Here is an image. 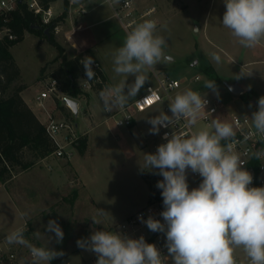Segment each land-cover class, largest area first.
Returning <instances> with one entry per match:
<instances>
[{
  "label": "clouds",
  "instance_id": "9594fccd",
  "mask_svg": "<svg viewBox=\"0 0 264 264\" xmlns=\"http://www.w3.org/2000/svg\"><path fill=\"white\" fill-rule=\"evenodd\" d=\"M222 25L238 38L246 48L256 47L264 40V0H224ZM157 21L145 20L127 33L123 45L113 54V71L122 79L99 93L105 112L123 108L135 98L148 80L147 72L158 63H170L165 55L166 40L156 35ZM212 60L220 63L217 53ZM81 63L88 81L96 77L91 56ZM193 60L190 66H196ZM134 77L128 83V77ZM206 88L215 89V82L205 81ZM127 89V91H125ZM208 103L202 95L186 89L169 101L171 116L164 112L152 117L150 133L158 134L160 127H169L183 120L189 128L196 125ZM254 134L264 135V96L258 100V110L252 113ZM119 123V122H118ZM236 133L232 124L213 119L210 128L192 132L190 136L173 132L163 139L155 154H144L141 168L158 169L163 177L156 187L161 189L164 210L163 223L149 216L138 219L152 232L166 236L168 256H162L155 244L147 243L143 236L133 239L117 231H93L87 239H78L77 246L97 255L96 264H236L234 252L242 248L249 264H264V187H249L253 176L243 166L247 162L234 150L232 141ZM247 139V137H246ZM225 142V143H222ZM264 158V149L252 154ZM191 169L202 177L197 188L189 190L186 171ZM99 216L107 215L97 209ZM94 224L99 221L94 216ZM61 243L64 232L56 220L45 226ZM51 239V237H49ZM9 244L18 243L29 248L31 264L50 262L64 255L47 247H36L23 236V229L7 235Z\"/></svg>",
  "mask_w": 264,
  "mask_h": 264
},
{
  "label": "rangeland",
  "instance_id": "374dc122",
  "mask_svg": "<svg viewBox=\"0 0 264 264\" xmlns=\"http://www.w3.org/2000/svg\"><path fill=\"white\" fill-rule=\"evenodd\" d=\"M89 1L92 9L82 21L107 18L105 22L92 26L91 31L97 38L94 50L99 58L98 63L103 66L109 78L106 87L112 86L122 79L113 71V54L123 45L127 32L118 19L112 17V10L103 0ZM179 1L136 0L137 9L142 13L151 8L156 9V14L152 17L157 21L155 34L165 38L163 51L173 58L170 63L161 62L150 68L147 72L148 80L155 82L154 71L175 79H182L185 75H200L205 78L199 87L200 91L216 100L220 108H224L230 116L247 114L245 109L249 106L243 99L230 101L226 96L222 97L219 92L224 87L217 83L216 88L211 90L204 86L205 81L212 79L205 76L204 60L194 47L195 40L201 35L197 34L195 26L188 28ZM81 18L82 16L75 21L74 26L80 23ZM71 28V24L67 22L61 33L54 34L68 58H74L79 54L77 49L82 51L88 45L87 41L79 39V30L69 35L71 45L65 38V33ZM11 53L20 69V76L11 84L9 92L15 87L26 86L28 93L35 95L41 89L40 83L50 77L61 64L58 50L47 38L31 32H27L25 39L11 48ZM193 60H199V64L190 66ZM210 68L215 72L212 66ZM134 79L129 76L127 82L132 83ZM143 89L144 86L137 95ZM84 99L80 101L78 114H73L65 106L61 112L58 106H62L63 102L57 106L51 105L58 117L73 120L78 132L88 131L91 142L87 155L86 152L81 154L78 148L72 149L70 166L73 170L66 164L69 160L56 159L50 155L44 159L45 162L38 161L28 174L19 171L6 184L0 180V239L17 229H23L26 222L28 230L23 229V236L30 244L63 251V256L55 258L56 264H90L91 253L77 246L78 239L89 238L93 231H112L127 216L134 214L151 200L162 197V190L156 187L157 182L163 179L158 174L159 170H143L140 163L144 154H154L151 149H144L147 141L142 132V124L152 126L148 120L165 111L155 109L150 116L132 128L130 135L127 133L128 128H118L113 123L99 124L101 120L91 115L93 108ZM99 106L100 108H96L98 112L103 108V103H99ZM158 106L163 107L162 104ZM230 116L225 115V122L231 124ZM210 126L197 122L194 129L199 131ZM155 141L160 144V137ZM22 159H31L29 151L23 152ZM57 162L61 164L58 166ZM192 174L191 169L186 171L188 186L191 184ZM97 209H103L108 214L99 216ZM94 216L99 221L98 224L93 223L91 218ZM49 220H56L64 232L59 244L55 241L54 233L45 228ZM51 264L54 263L51 261Z\"/></svg>",
  "mask_w": 264,
  "mask_h": 264
},
{
  "label": "built area",
  "instance_id": "2783aa9c",
  "mask_svg": "<svg viewBox=\"0 0 264 264\" xmlns=\"http://www.w3.org/2000/svg\"><path fill=\"white\" fill-rule=\"evenodd\" d=\"M103 3L110 7L113 12L112 17L118 19L127 33L145 20L156 21L155 18H152L156 13V9L151 8L142 13L137 9L136 0H103ZM21 7L32 13L38 24L45 28V30L49 29L53 34L61 33L64 24L69 22L72 28L65 33V38L70 44L69 35L76 32V30L81 32L83 27L79 24L74 26L75 21L81 16L88 14L92 9L89 0H0V41L6 42L17 39L11 23L14 21L15 14ZM95 67L103 71L99 63L95 64ZM154 76L155 82L147 84L142 94L133 102L126 104L123 108H114L111 112H106V122L112 121L118 128H130L134 124L137 113H144L160 104L163 105L165 113L171 116L169 110L170 99L174 98L178 92L182 93L184 90L190 88L193 91L199 92L208 101L205 111L202 112L198 122L211 125L213 118L218 114L220 105L216 100L197 89V86L203 83V78L200 75L175 79L169 75L154 71ZM40 84L41 89L36 98L37 103L45 117L44 124L47 133L56 146V150L51 156L56 159L71 160L73 156L72 149H77L80 140L85 138L86 134L77 131V125L73 120L66 117H58L56 110L51 105L57 106L58 103L63 102V106L67 107L73 114H78L81 107L80 102L76 101L77 112H75L67 103L68 97L61 92L56 78L48 77ZM98 84H102L101 76L98 73H96L94 82L86 79L79 80V86L84 93L94 91ZM255 102L256 105H253L250 113L231 116V123L236 133L232 143L234 150L241 155L242 159L247 161L243 167L253 176L252 184L249 187H264L263 158L258 160L252 156L256 151L264 149V135L254 134L255 130L251 121L252 113L258 110V100ZM159 131L161 138L159 145H161L167 142L163 139L165 133H168L169 138L173 132L190 136L192 132H195V129L194 126L191 128L187 127L185 122L181 120L167 128L160 127ZM159 145L154 148V154ZM201 182L202 177L198 173H193L191 184L188 186L189 190L197 188ZM163 210V198H155L134 214L125 218L112 231L120 232L133 239L143 236L147 243L156 245L162 256H168L165 246V234L150 231L146 224L138 219L141 215L144 220L152 216L163 223V218L160 215ZM27 226L25 222L23 226L24 231L28 230ZM90 253V264H96L97 255L91 251ZM234 256L236 264H249V260L242 248L236 249ZM31 261L30 250L22 244H9L6 237L0 239V264H31ZM167 264H172L171 257H168Z\"/></svg>",
  "mask_w": 264,
  "mask_h": 264
},
{
  "label": "trees",
  "instance_id": "16d2710c",
  "mask_svg": "<svg viewBox=\"0 0 264 264\" xmlns=\"http://www.w3.org/2000/svg\"><path fill=\"white\" fill-rule=\"evenodd\" d=\"M11 27L17 39L0 41V180L3 184L11 181L17 172L34 167L38 161L44 160L56 150L45 124L39 120L21 95L27 87L18 86L9 92L11 84L20 76V69L14 60L11 48L24 40L27 32L47 38L49 43L58 50L61 64L50 77L58 80L61 92L68 98L81 99L87 96L79 86L80 79L88 80L81 63L86 56L93 58L92 68L102 79V84H98L95 90L102 91L107 84L104 72L95 67L98 59L93 49L88 48L79 52L74 58H68L64 48L55 40L54 34L50 31L48 37L45 34V28L41 27L34 15L25 8L21 7L15 14ZM204 73L215 83H222L210 66L204 69ZM94 80L95 78L90 82ZM58 109L63 112L64 106H58ZM222 143L225 142L222 141ZM87 146L88 141L85 137L80 140L77 148L81 154H85ZM25 150L31 154L30 160L22 159ZM56 262L55 259L52 260V263L56 264Z\"/></svg>",
  "mask_w": 264,
  "mask_h": 264
},
{
  "label": "crops",
  "instance_id": "0c3cea01",
  "mask_svg": "<svg viewBox=\"0 0 264 264\" xmlns=\"http://www.w3.org/2000/svg\"><path fill=\"white\" fill-rule=\"evenodd\" d=\"M179 2L181 7L183 8L182 13L185 15L184 18L188 23V28L190 26L192 27L195 26L197 29V34L201 35L199 36V38H197V40H195L194 47L197 49L198 55H200L204 60V66H205L204 69H206L209 66H212L215 70V73L222 81V83L217 84L224 87L222 91L220 90L219 94L222 97L226 96V99L230 101H234L237 98L243 99L244 102L249 106V108L245 109L246 113L247 114L250 113L253 108L252 102L257 101L261 96H264V40H262L261 43L258 44L256 47L253 48L243 47L239 43L238 38L234 37L231 34V31L225 28L221 23L223 14L226 10L224 0H180ZM85 16L86 15L82 16V18L79 19L80 22L79 25L83 26L82 28H84V30L78 32V37L81 41L88 42V45L86 48H84V50L91 48L95 52L94 49L97 44L96 43L97 38L94 35V33L91 31V27L105 22L107 18L104 19L98 18V19H93L92 21L91 20L82 21V19ZM77 50L79 52L84 51V50L81 51L79 49ZM214 52L220 55L221 57V61L218 64L211 58V54ZM96 57L97 59H99L97 55ZM197 61H198L197 64H199V60ZM102 69L104 71V75L107 79V85H108L109 84L108 75L105 73L103 66ZM184 77H194V76L185 75ZM150 83H153L151 79L147 80L144 85V89L146 85ZM226 83L238 84L241 88H243L244 94L238 96L234 95L227 88V86L225 85ZM202 84L203 83L199 84L197 86V89H199V87ZM105 88L106 85L104 86V89ZM125 91H127V89H125ZM39 92H37L35 95H32L28 93V89L26 88L21 95L25 100V102L27 103V105L32 109V111L36 114L39 120L44 124L45 117L40 111V106L37 103V99H36L37 96L39 95ZM100 92L94 90L93 92L86 93L87 96L84 97L85 98L84 102H87V104L90 106L91 109L93 108L91 115H93L97 120H101L99 124H103V123H107L106 122L107 114L104 111V108L100 109L99 112L96 109V108H100L99 103H102L99 96ZM141 94L137 95L134 99H131L128 103L133 102ZM81 100L83 101V98L79 99L78 101L80 102ZM91 102L93 103L91 104ZM155 109L160 110L163 109V107L158 106L144 113H137L135 115L134 124L132 127L128 128L129 130L127 131V133L131 135L130 132L132 131V128L136 127L138 122H142L147 116H150V113H152ZM225 115L230 116L224 108L219 107L218 114L213 119H220L225 122L226 120ZM111 123L113 122L110 121L107 124H111ZM151 127L152 126L148 127L142 124V132L147 141L144 149L147 148L151 149L153 153L154 148L159 143V142L157 143L155 140L159 139L160 131L158 134H152L149 131ZM80 133H85L87 137V141H88V146L86 149V155H87L91 140L88 131H84ZM140 148L142 149V147ZM141 160H142L141 162L143 163V159ZM60 162H57L58 166L61 164ZM142 163H140V167ZM66 164H68V166L71 167L70 166L71 160H69V163ZM30 169L25 170L23 172H27L28 174Z\"/></svg>",
  "mask_w": 264,
  "mask_h": 264
},
{
  "label": "water",
  "instance_id": "95a60500",
  "mask_svg": "<svg viewBox=\"0 0 264 264\" xmlns=\"http://www.w3.org/2000/svg\"><path fill=\"white\" fill-rule=\"evenodd\" d=\"M45 34L49 37L50 36V30L46 29L45 30ZM227 86V88L234 94V95H243L244 94V90L243 88H241L238 84H225ZM67 103L73 108V110L75 112H77V102L67 98ZM253 105H256V102L253 101L252 102Z\"/></svg>",
  "mask_w": 264,
  "mask_h": 264
}]
</instances>
